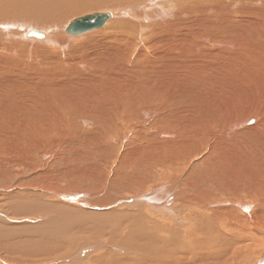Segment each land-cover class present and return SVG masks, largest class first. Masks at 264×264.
<instances>
[{
  "label": "bare ground",
  "instance_id": "bare-ground-1",
  "mask_svg": "<svg viewBox=\"0 0 264 264\" xmlns=\"http://www.w3.org/2000/svg\"><path fill=\"white\" fill-rule=\"evenodd\" d=\"M84 256L264 264V0H0V264Z\"/></svg>",
  "mask_w": 264,
  "mask_h": 264
},
{
  "label": "water",
  "instance_id": "water-1",
  "mask_svg": "<svg viewBox=\"0 0 264 264\" xmlns=\"http://www.w3.org/2000/svg\"><path fill=\"white\" fill-rule=\"evenodd\" d=\"M113 17V13L109 12H93L91 14L82 15L71 20L65 28V33L71 36H78L88 33L92 30L103 27L107 21ZM26 36H33L37 39H43L44 34L29 30Z\"/></svg>",
  "mask_w": 264,
  "mask_h": 264
},
{
  "label": "rangeland",
  "instance_id": "rangeland-1",
  "mask_svg": "<svg viewBox=\"0 0 264 264\" xmlns=\"http://www.w3.org/2000/svg\"><path fill=\"white\" fill-rule=\"evenodd\" d=\"M111 10V9H110ZM110 10H105L106 12H109ZM99 10H97V11H93V12H98ZM93 12H85V13H82V14H80V15H76V16H74V17H72L69 21H71L72 19H74V18H76V17H78V16H82L83 14L84 15H86V14H91V13H93ZM100 12H104V11H100ZM33 31H35V29H33ZM38 31V30H37ZM36 31V32H37ZM79 36V35H78ZM27 37V36H26ZM27 38H34V39H36V40H40V39H37V38H35V37H33V36H28ZM247 242H249V243H252V240L249 238L248 240L247 239H245V242H244V244L245 243H247ZM83 259L84 260H79V262H73V261H71V260H66V261H62V262H54L55 264H85V256L83 257ZM0 263H1V261H0ZM53 263V264H54ZM50 264H52V263H50Z\"/></svg>",
  "mask_w": 264,
  "mask_h": 264
}]
</instances>
